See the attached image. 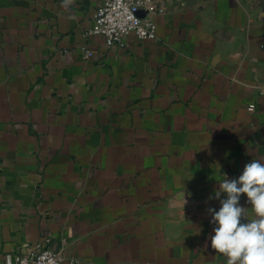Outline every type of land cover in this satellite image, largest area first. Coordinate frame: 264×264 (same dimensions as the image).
Masks as SVG:
<instances>
[{
    "label": "crops",
    "instance_id": "0c3cea01",
    "mask_svg": "<svg viewBox=\"0 0 264 264\" xmlns=\"http://www.w3.org/2000/svg\"><path fill=\"white\" fill-rule=\"evenodd\" d=\"M102 1L0 0V261L226 264L207 209L264 162V0H165L112 46Z\"/></svg>",
    "mask_w": 264,
    "mask_h": 264
},
{
    "label": "clouds",
    "instance_id": "9594fccd",
    "mask_svg": "<svg viewBox=\"0 0 264 264\" xmlns=\"http://www.w3.org/2000/svg\"><path fill=\"white\" fill-rule=\"evenodd\" d=\"M221 193L227 198L220 199ZM242 194L251 205V219L249 208L240 205ZM214 198L220 200L221 207L218 211L207 209L216 225L210 237L212 249L225 258L226 264H264V162L252 159L238 178L224 175Z\"/></svg>",
    "mask_w": 264,
    "mask_h": 264
},
{
    "label": "built area",
    "instance_id": "2783aa9c",
    "mask_svg": "<svg viewBox=\"0 0 264 264\" xmlns=\"http://www.w3.org/2000/svg\"><path fill=\"white\" fill-rule=\"evenodd\" d=\"M165 0H103L94 14L95 24L90 30L103 35L108 46L119 42L130 32L138 39H156L157 24L142 10L163 5ZM249 109L254 110L255 105ZM51 237L47 236L25 253L7 255L0 264H58L60 257L51 247Z\"/></svg>",
    "mask_w": 264,
    "mask_h": 264
}]
</instances>
